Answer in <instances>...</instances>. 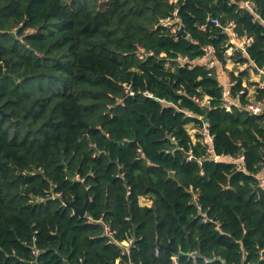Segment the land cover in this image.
<instances>
[{
    "label": "trees",
    "instance_id": "trees-1",
    "mask_svg": "<svg viewBox=\"0 0 264 264\" xmlns=\"http://www.w3.org/2000/svg\"><path fill=\"white\" fill-rule=\"evenodd\" d=\"M229 24L264 69V0H0V264H264V115L193 64Z\"/></svg>",
    "mask_w": 264,
    "mask_h": 264
},
{
    "label": "built area",
    "instance_id": "built-area-1",
    "mask_svg": "<svg viewBox=\"0 0 264 264\" xmlns=\"http://www.w3.org/2000/svg\"><path fill=\"white\" fill-rule=\"evenodd\" d=\"M243 7L249 10H252V3L250 2L245 3ZM162 24L166 27H170L172 29V32L174 33H176L177 31H180V28H181L180 20L176 17V14H174L173 18H168L165 21H163ZM213 24H215L216 26H220V23L217 20H213ZM224 31L228 33V35L230 36V44H231V47L226 51V54H225L226 64L223 65L217 59L215 55V50L212 47H207L205 49L206 53L204 57L195 61L193 64L203 66L207 70H210V71H215L214 74L216 78L219 81H221L220 83L223 87V91H224L223 94H224V99L226 103L225 106L227 109H231V107L237 106V107L243 108L250 115L262 116L264 115V96L262 98H258V96H259V91L264 92V80H263L264 79V69L250 68L249 64L240 65V64L233 62V60L231 59L236 50H239L244 55V57H248L246 50H247V47L252 43V39L239 38L234 31L233 24H229L227 27H225ZM137 54L141 58H144L145 54L148 56L151 55V54L145 53L144 50L140 48L138 49ZM181 61L185 62V60H181ZM231 61L233 63H230V64H235L239 66L240 72L239 73L235 72L236 76H239L242 71L243 72L247 71L248 70L247 68H249L248 71L252 70L254 72V75L256 76L255 80L257 81V84L251 85L252 89L250 88L249 84L247 85L243 82L244 90L240 92V95L245 94L246 93L245 90H248L247 99L249 103L246 106H242L241 102L237 98L231 97V88L235 85V81H233L231 76L227 73V70H228L227 65ZM251 65L252 67H254L253 63ZM225 70L227 74H225ZM201 103L204 106H206L209 104V101L208 99H205ZM197 119L201 122V128L199 129L193 128L194 130L193 134L200 136V141L207 148L208 159L215 164L220 163V162L237 163L238 168L241 169L240 162L244 161V157L241 156L238 158H234L232 156H228L226 158H222L221 156H218L214 148V137L210 132V123L203 116H199L197 117ZM189 159H191V157H189ZM257 178L260 181L261 186L264 188V170L262 171L261 175L257 176ZM106 233L109 234V236H111L109 228H106ZM127 253H129L128 248H127ZM194 255L195 254L193 253L191 256H194Z\"/></svg>",
    "mask_w": 264,
    "mask_h": 264
},
{
    "label": "water",
    "instance_id": "water-1",
    "mask_svg": "<svg viewBox=\"0 0 264 264\" xmlns=\"http://www.w3.org/2000/svg\"><path fill=\"white\" fill-rule=\"evenodd\" d=\"M179 32H180V34H182V35H184L185 37H187V32L185 31V28H184L183 26H181ZM263 80H264V79H263ZM0 110H1V109H0ZM206 110H209V109L206 107ZM185 156H186V157H189L190 155L185 153ZM89 202H90L89 195L86 194V202H85V206H84L83 208H77V207H75L72 203H69V202H65V205H66L67 207H71V208H73V210H74V214H78V215H80L81 217H85L86 214H87V208H88Z\"/></svg>",
    "mask_w": 264,
    "mask_h": 264
},
{
    "label": "rangeland",
    "instance_id": "rangeland-1",
    "mask_svg": "<svg viewBox=\"0 0 264 264\" xmlns=\"http://www.w3.org/2000/svg\"><path fill=\"white\" fill-rule=\"evenodd\" d=\"M230 63H233L232 61L231 62H229V64H228V67H229V65H231L229 68L231 69V71L232 72H240V69H239V66H237V65H235V64H230ZM248 70H249V68H247ZM247 70V71H248ZM230 70H227V73L230 75V72H229ZM243 72V71H242ZM250 72V74H254V72L252 71V70H250L249 71ZM226 73V70H225V74H227ZM253 79L254 81H249L248 80V82L247 83H254L256 80V76L254 75V77H253V75H252V77H250V79ZM221 82V81H220ZM188 129H189V131H190V133L193 135V137H194V139H195V137H196V135H194L193 133H194V130H193V128H192V126H188ZM141 202L143 203V204H150V201H147V199H142L141 200ZM151 205V204H150Z\"/></svg>",
    "mask_w": 264,
    "mask_h": 264
},
{
    "label": "crops",
    "instance_id": "crops-1",
    "mask_svg": "<svg viewBox=\"0 0 264 264\" xmlns=\"http://www.w3.org/2000/svg\"><path fill=\"white\" fill-rule=\"evenodd\" d=\"M228 66V65H227ZM231 65H229V67H230ZM229 67H227L228 68V70H230L229 72H232L231 71V69L229 68ZM246 72V71H245ZM234 75L236 76V74H235V72H234ZM252 75H253V77H254V74H250V72H249V79H244V83L245 84H247L248 85V80L249 81H254L252 78L250 79V77H252ZM254 83H257V81H255ZM250 88L252 89V87H251V85H250Z\"/></svg>",
    "mask_w": 264,
    "mask_h": 264
}]
</instances>
